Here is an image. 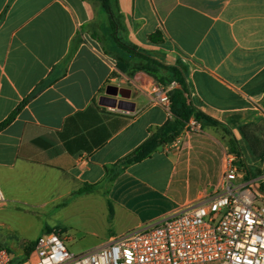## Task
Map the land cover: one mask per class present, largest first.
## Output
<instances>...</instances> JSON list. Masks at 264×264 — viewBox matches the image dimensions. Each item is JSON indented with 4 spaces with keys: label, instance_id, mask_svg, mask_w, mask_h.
I'll use <instances>...</instances> for the list:
<instances>
[{
    "label": "crops",
    "instance_id": "1",
    "mask_svg": "<svg viewBox=\"0 0 264 264\" xmlns=\"http://www.w3.org/2000/svg\"><path fill=\"white\" fill-rule=\"evenodd\" d=\"M111 3L120 40L188 66L197 109L225 125L240 118L249 124L251 113L264 116V0ZM118 54L131 57L117 44L99 0H0V123L40 90L0 130L6 197L0 248L10 251L12 264H25L18 261L30 258L47 230L59 231L73 248L72 236L54 221L68 210L87 212L96 228L82 248L88 250L221 189L232 159L247 176L264 175L251 169L261 161L245 149L244 138L237 136L238 157L222 127L204 125L183 128L109 181L149 129L171 117L158 90L178 86L144 70L125 72ZM110 84L130 88V97L107 94ZM34 226L39 231L32 234Z\"/></svg>",
    "mask_w": 264,
    "mask_h": 264
},
{
    "label": "built area",
    "instance_id": "2",
    "mask_svg": "<svg viewBox=\"0 0 264 264\" xmlns=\"http://www.w3.org/2000/svg\"><path fill=\"white\" fill-rule=\"evenodd\" d=\"M168 90H158L167 105ZM185 128L203 127L192 118ZM246 176L232 159L221 189L81 253L59 231L47 230L25 264H264V175ZM5 199L0 182V202ZM0 264H12L7 248H0Z\"/></svg>",
    "mask_w": 264,
    "mask_h": 264
},
{
    "label": "trees",
    "instance_id": "3",
    "mask_svg": "<svg viewBox=\"0 0 264 264\" xmlns=\"http://www.w3.org/2000/svg\"><path fill=\"white\" fill-rule=\"evenodd\" d=\"M105 12L108 14L113 35L116 37L117 44L131 57L141 58L145 61L144 64L139 65L136 70H144L150 75H153L162 84L168 86L177 83L175 86L168 90L170 98V111L171 117L161 126L150 128L149 137L141 143L135 150L121 159L115 166L114 172L109 174V181L114 180L117 173L127 167L128 165L143 160L150 156L159 147L173 142L181 133L182 129L186 127L188 122L194 118L199 121L202 126L215 125L222 127L228 134L230 133L227 125L223 124L219 119L197 109L190 100L192 89L191 83L188 78V66L178 59L174 63H165L160 59L153 56L145 49H141L137 45H132L123 42L116 36V21L115 12L111 3V0H99ZM81 41H83L82 32H80ZM93 37L96 38L94 34ZM118 66L122 70L126 69V65L129 64L130 58H125L122 55H117ZM134 72V71H133ZM133 72H131L133 74ZM40 90L33 91L29 96L24 98L18 106L9 114V116L0 123V130L9 125L22 110V108L35 97ZM232 151L238 156H241L240 150L237 148L236 140L231 139ZM249 176H246L248 178Z\"/></svg>",
    "mask_w": 264,
    "mask_h": 264
},
{
    "label": "rangeland",
    "instance_id": "4",
    "mask_svg": "<svg viewBox=\"0 0 264 264\" xmlns=\"http://www.w3.org/2000/svg\"><path fill=\"white\" fill-rule=\"evenodd\" d=\"M115 30H117V24ZM115 59L118 64L117 57H115ZM144 63L145 61L141 58L130 57L129 64L126 65V69L124 71L125 72L127 71L129 74H132L131 72L133 71L135 72L136 68ZM117 81L119 82V84L124 83L120 79ZM250 119L251 121L249 124H243L240 118L233 124L227 125V128L230 132L229 133L230 138L236 140L237 148L239 150L240 147L238 144L239 140L237 136L244 138L246 142V146H244L245 149L247 148L250 151V153L253 156V159L261 161V163H258V165H251V169L255 174H262L264 169H262L260 166L264 162V139L262 138V135L264 134V129H263L264 124L262 120L264 119V116L262 114L258 115L257 113H251ZM235 163L239 165L241 164L240 161H236V160ZM43 219L44 221H46L49 218H46L44 216ZM54 221L60 224L62 227H64L66 229L65 232L68 235L70 234L74 239L73 248H71V244L69 245V242L66 243L67 246L70 247L73 252L81 253L86 250L82 248L92 238L93 232L96 230L94 225L90 221H88L87 212L81 209H76V210L74 209L71 211L68 210L64 212L60 217L56 218V220ZM30 231L32 234H34L35 232H38L39 229L36 226H34L30 228ZM28 261H29V256L27 255L24 259L19 260L18 263H27Z\"/></svg>",
    "mask_w": 264,
    "mask_h": 264
},
{
    "label": "water",
    "instance_id": "5",
    "mask_svg": "<svg viewBox=\"0 0 264 264\" xmlns=\"http://www.w3.org/2000/svg\"><path fill=\"white\" fill-rule=\"evenodd\" d=\"M107 94L110 95H121L125 98H129L131 95V89L128 87H120L118 85L110 84L107 86Z\"/></svg>",
    "mask_w": 264,
    "mask_h": 264
}]
</instances>
